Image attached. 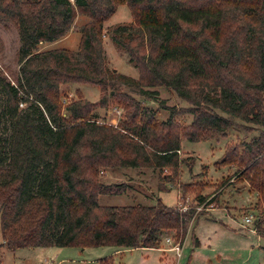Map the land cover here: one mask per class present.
Masks as SVG:
<instances>
[{
	"label": "trees",
	"instance_id": "trees-1",
	"mask_svg": "<svg viewBox=\"0 0 264 264\" xmlns=\"http://www.w3.org/2000/svg\"><path fill=\"white\" fill-rule=\"evenodd\" d=\"M121 4L132 22L104 32ZM77 15L87 22L76 50L40 49L66 36ZM0 18L20 40L17 71L0 69L1 246L158 248L172 232L181 247L202 214L196 207L215 202L203 191L224 182L180 183L181 142L236 127L257 135L225 147L214 166H233L256 195L255 230L264 238V0H0ZM105 37L127 54L136 78L109 67ZM67 84L96 85L98 101L76 90L62 105ZM152 88L187 102L191 122L180 124L174 114L184 110L175 108L159 120L134 97L153 100ZM109 98L121 110L115 126L95 114ZM122 168L159 170L158 191L194 194L192 205H101V195L122 190L104 185L101 173Z\"/></svg>",
	"mask_w": 264,
	"mask_h": 264
},
{
	"label": "rangeland",
	"instance_id": "rangeland-1",
	"mask_svg": "<svg viewBox=\"0 0 264 264\" xmlns=\"http://www.w3.org/2000/svg\"><path fill=\"white\" fill-rule=\"evenodd\" d=\"M87 22L83 15H77L73 28L61 38L55 47L76 50L79 44L77 29ZM132 22L131 12L126 4L117 7L115 13L104 23V32L117 25ZM40 49H48L46 43ZM20 48V40L15 27L0 18V69L9 72L17 71L16 54ZM106 61L110 68L119 73L137 77V70L129 63L127 54L113 44L108 37L104 38ZM60 101L62 105L75 98V91L91 101L99 99V88L93 84H67L61 88ZM153 100L134 97L143 102L147 108L158 110V119L165 120L170 115L169 108L184 110L174 114L182 125L191 122L192 116L185 112L190 105L179 98L172 90L152 88ZM3 97L0 94V107ZM96 116L100 121L117 125L121 119L118 110L109 98L106 108H98ZM237 123L241 124L240 121ZM7 123L0 119V133ZM257 135V131H248L242 127L228 130L225 135H215L206 141L192 142L182 140L180 156L186 161L181 165L180 183L191 182L192 185L203 183L213 184L224 181L221 185L207 188L203 192L215 202L210 205L196 207L198 214L188 228L187 235L181 247L175 242L173 233L162 234L158 248H117L103 246L97 248L75 247H29L13 251L1 246L0 231V264H264V238L254 233L251 224H245L243 218L252 214L258 215L255 207L257 197L248 190L241 179L235 177L233 166L216 168L214 162L222 155L225 147L248 141ZM163 173H169L164 170ZM101 182L116 190H122L117 195L103 194L99 197L101 205H154L160 200L167 206H183L187 209L192 205L193 195L186 194L185 200L180 199L176 187L167 191H158V181L162 174L157 169L122 168L104 170ZM178 198V199H177ZM192 201V202H191ZM193 236L198 239L197 247L193 244ZM169 239V240H167ZM177 248H179L177 250ZM217 255L220 258L217 259Z\"/></svg>",
	"mask_w": 264,
	"mask_h": 264
},
{
	"label": "built area",
	"instance_id": "built-area-1",
	"mask_svg": "<svg viewBox=\"0 0 264 264\" xmlns=\"http://www.w3.org/2000/svg\"><path fill=\"white\" fill-rule=\"evenodd\" d=\"M181 207V209L182 210H185V207H183V206H180ZM243 220H244V223L245 224H251V226H253V228H251V230L254 232V233H256V230H255V222H256V218L252 215V214H250V215H248V216H245L244 218H243ZM167 240H169V239H167ZM179 248H177V250H178Z\"/></svg>",
	"mask_w": 264,
	"mask_h": 264
},
{
	"label": "crops",
	"instance_id": "crops-1",
	"mask_svg": "<svg viewBox=\"0 0 264 264\" xmlns=\"http://www.w3.org/2000/svg\"><path fill=\"white\" fill-rule=\"evenodd\" d=\"M61 41H63L62 39H59V40H57V41H55V42H53V43H49L48 45L50 46L48 49H51V48H64V47H55V46H53V45H57V43L58 42H61ZM179 193V192H178ZM178 199V198H177ZM2 243V242H1ZM220 258V255H217V259H219Z\"/></svg>",
	"mask_w": 264,
	"mask_h": 264
}]
</instances>
